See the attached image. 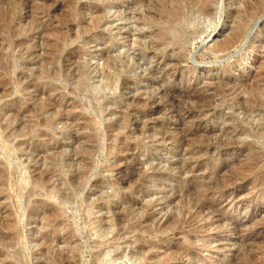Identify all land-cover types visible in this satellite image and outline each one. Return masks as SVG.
Returning a JSON list of instances; mask_svg holds the SVG:
<instances>
[{"label":"rangeland","instance_id":"374dc122","mask_svg":"<svg viewBox=\"0 0 264 264\" xmlns=\"http://www.w3.org/2000/svg\"><path fill=\"white\" fill-rule=\"evenodd\" d=\"M179 1L0 0V264H232L238 234L264 229L259 178L208 196L211 215L179 198L241 172L247 152L215 149L228 128L264 172V94L240 109L264 78V0H195L209 12L161 44L155 20Z\"/></svg>","mask_w":264,"mask_h":264},{"label":"bare ground","instance_id":"6f19581e","mask_svg":"<svg viewBox=\"0 0 264 264\" xmlns=\"http://www.w3.org/2000/svg\"><path fill=\"white\" fill-rule=\"evenodd\" d=\"M194 7L196 9H198V12L197 13H208L209 12L207 6H205V5L202 6L201 4L196 3L195 0H180L179 2L176 3V5L173 8H171V10L166 15H163L164 17L162 16V18H159V19L155 20V23H156V25L158 27V31H157L158 41L161 44H165L166 45V44L173 43V39L175 37L173 38L172 36H170L169 31L172 30L173 27L176 26L179 23H185V22L190 21V19L192 17V14H191L192 12L191 11H192V9ZM102 21H103V17L100 16V15L99 16L97 15L94 18L91 27L92 28L98 27L101 24ZM245 24L246 23H245L244 18H243L238 23L237 27L234 29L233 35H231L230 38H228L224 42L219 43V45H217V48L218 49H224V48L226 49V48L230 47L233 44L232 42L236 39V37L238 38L240 36V34L242 33V30H243L244 26H246ZM179 35H181V33H179ZM177 37H178V35H177ZM250 59H252V58H250ZM260 80H261V81H259V85L260 86L259 85L258 86H253V87L251 86L252 87L251 88V91H249V92H251V94L248 95L249 97H247V99L242 98V97L240 98V101H241V104H240L241 105L240 106L241 108L240 109H244L245 112L251 113V112L257 110L256 98H258V96L261 93L264 94V87H262L261 84H260V83H263L264 84V78H262ZM254 83H253V85H254ZM189 92H191V91H189ZM197 93H196V95H197ZM181 96H183V94ZM194 96L192 97L194 99H196L198 97V96L197 97H194ZM201 96L202 95H200V97ZM178 98H179V96H178ZM188 98H186V99H188ZM180 101H182V100L180 99ZM198 120H200V119H198ZM236 130H237L236 128L235 129L234 128H232V129H229L228 128V129L224 130L223 131V134H222V138L223 139H220V140H217L216 141L215 149L220 150V152H226V153L228 152L230 154H234L236 151H244V152H247V154H245V161L241 165L242 167L240 166L241 167L240 168V171L241 172L239 174H237L239 172V171H237L236 176L234 175L235 177L234 178H231L232 180L226 177V182H227L226 186H222L223 183L222 184L219 183V181H220L219 178H215V179H212V181H209V182H207L205 180L204 181H201V184L195 185V188L192 187V185H191V186L185 187L184 189H181V191L179 192V193H181L180 194L181 196H179V198H181V197H183L185 199L187 198V204L185 206L186 208H189L190 209L192 207L193 208L196 207L197 210H200V211H203V210H206L207 211L208 210V212H207L208 215H211L212 213L216 212L217 209L214 208V207H212L211 204L209 205V203L207 201V198L210 195H213V194H215L217 192H220L222 190L221 187H223V188L230 187V186L232 187V186H234L236 184V182H238V181L241 182L243 180V177H240L241 175H244V176L250 175L251 178L253 177L254 180H255L254 183H253L254 185L257 183L258 178H259V180L262 183L264 182L263 180H261V178L264 176V172L259 169L260 172H257L258 174L256 173V170L258 169L259 165L261 164V161L259 159L260 152H258V150L251 143H247V142H243V141H241L239 139H235V137L237 135L242 134L240 132H237ZM253 132H254V134H253ZM243 134L244 135H248V136H250V135L251 136H253V135L254 136L255 135L257 136V135H259L258 134V130H254V129L252 131L246 130ZM170 140H172V139H170ZM176 142L179 143V140H177ZM182 143H183V141H182ZM184 143H186V142H184ZM207 147H208V145L202 144L201 146H199L196 149H197V152L198 153L199 152H204V154L206 155V154H208V151H209ZM196 149H195V151H196ZM240 153L243 154L242 152H240ZM221 182H223V181H221ZM222 192L223 191H221V194H222ZM39 206H36L35 208L32 209V214H34V215H37L38 214ZM48 208H49V211H50V212H48L49 214H44L43 213L44 215L42 217L45 219V221H47V223L49 225L55 224L56 221L61 218V216H59L60 213H59V211L57 209H55L53 207L52 208L48 207ZM45 213H47V212H45ZM198 214H200V213H198ZM192 217L195 219V218L198 217V215L197 214H193ZM59 222L62 223V221H60V220H59ZM176 223L179 224V223H183V222L182 221H178L177 222V220H175L174 217L168 218L167 223L163 226V230L167 229L171 225H176ZM161 230L158 229V230H156V232L162 233ZM179 230H180V228H179ZM262 230H264V229H260V230H257V229L252 230V229H250V231H248L247 234H244V235L238 234L239 235V238H238L239 244H238V247H237L236 252L237 253L239 252L240 255L239 254H237V255H239L240 257H239V259L237 257L236 259H238V261L233 262L232 264H264V250H262V251H254V250H252V248L255 246V244L257 243V241H259V240H256V239L259 237V233L261 234ZM200 232L201 233H205V232H207V229L203 227V228H201V231ZM139 250H141V252L142 251L145 252V250H147L146 244H141L140 247H139ZM57 261H60L61 262L62 260L58 259V260L55 261V263H57ZM60 262H58V263H60Z\"/></svg>","mask_w":264,"mask_h":264}]
</instances>
